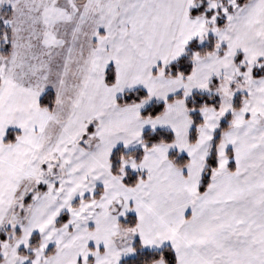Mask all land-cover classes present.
<instances>
[{"label": "snow or ice", "instance_id": "snow-or-ice-1", "mask_svg": "<svg viewBox=\"0 0 264 264\" xmlns=\"http://www.w3.org/2000/svg\"><path fill=\"white\" fill-rule=\"evenodd\" d=\"M0 264H264V0H0Z\"/></svg>", "mask_w": 264, "mask_h": 264}]
</instances>
